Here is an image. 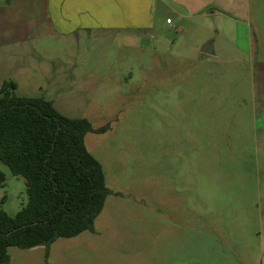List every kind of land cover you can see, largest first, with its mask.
Listing matches in <instances>:
<instances>
[{"label": "rangeland", "instance_id": "obj_1", "mask_svg": "<svg viewBox=\"0 0 264 264\" xmlns=\"http://www.w3.org/2000/svg\"><path fill=\"white\" fill-rule=\"evenodd\" d=\"M95 2L82 0V13L100 10ZM129 2L131 18L148 26L149 0ZM230 11L237 22L179 15L151 0L146 46L79 26L66 34L38 29L19 41L17 57L6 50L12 65L2 78L18 95L62 86V112L94 129L107 125L84 142L110 191L94 232L57 239L47 257L42 246L10 247L8 264H249L250 255L260 264L264 0H237ZM206 38L223 47L218 56L198 54ZM64 70L75 78L65 86ZM0 172V211L14 216L26 203L24 180L1 162Z\"/></svg>", "mask_w": 264, "mask_h": 264}, {"label": "trees", "instance_id": "obj_2", "mask_svg": "<svg viewBox=\"0 0 264 264\" xmlns=\"http://www.w3.org/2000/svg\"><path fill=\"white\" fill-rule=\"evenodd\" d=\"M16 87L13 81L0 87V162L23 178L26 203L14 216L0 211V264H8L10 247L42 246L47 257L57 239L94 232L110 194L84 142L87 133H103L107 125L94 129L43 97L18 95Z\"/></svg>", "mask_w": 264, "mask_h": 264}, {"label": "crops", "instance_id": "obj_3", "mask_svg": "<svg viewBox=\"0 0 264 264\" xmlns=\"http://www.w3.org/2000/svg\"><path fill=\"white\" fill-rule=\"evenodd\" d=\"M114 1L97 0L95 6L100 10H96L95 14L86 15L82 13V0H0V87L4 81L2 77H4L3 72L5 66L12 65L11 60L7 58L11 56L7 55L6 50H9L12 56L15 55L17 57L19 41L29 38V35H33L34 31H40L44 35L55 32L66 34L79 26H102L115 31L117 35H121L125 39H129L134 45L146 46V41L148 40L146 32L153 26V18L150 14L151 0L148 3V26L145 24V20L139 17L138 14L131 18L129 0ZM157 1L161 2L166 9L174 10L176 14H179L178 10L183 9L187 11L189 16H228L237 22V17L234 12L230 11L237 0H154L155 3ZM18 9H21L20 12L24 13V17H16V11ZM39 19L42 21L40 24ZM166 22L168 23L169 19H166ZM38 29L40 30L38 31ZM132 29H136V34L133 35L130 33ZM242 38V35L239 33L234 37L238 41H242ZM207 41H211L212 43V55H204L200 52V49L198 50V54L206 57L218 56V53L223 50V47L221 48L216 45L214 40L210 38H206ZM236 46L240 50H244L247 49L248 45L240 42ZM58 76H61L60 81H63L64 86L75 80L73 75H66L65 70ZM79 83L85 85L83 81ZM86 87H92V85H87ZM87 90L90 89L87 88ZM15 92H17V87ZM32 97H43L49 100L55 109L65 116L71 118L79 117L67 115L56 106L55 103L58 100L59 103L60 101H67L62 95V86L56 88L52 85L48 89L43 90L40 96ZM167 252H162V254L166 255ZM249 257H251L249 264H258V259L252 258V255Z\"/></svg>", "mask_w": 264, "mask_h": 264}, {"label": "water", "instance_id": "obj_4", "mask_svg": "<svg viewBox=\"0 0 264 264\" xmlns=\"http://www.w3.org/2000/svg\"><path fill=\"white\" fill-rule=\"evenodd\" d=\"M200 52L204 55H212V43H211V41L205 42L201 46ZM260 264H264V257H262Z\"/></svg>", "mask_w": 264, "mask_h": 264}]
</instances>
